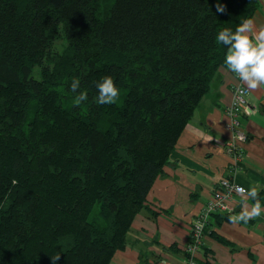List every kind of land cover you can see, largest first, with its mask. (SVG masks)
<instances>
[{"label":"trees","instance_id":"obj_1","mask_svg":"<svg viewBox=\"0 0 264 264\" xmlns=\"http://www.w3.org/2000/svg\"><path fill=\"white\" fill-rule=\"evenodd\" d=\"M259 5L0 0V264H110L223 66L216 36Z\"/></svg>","mask_w":264,"mask_h":264},{"label":"crops","instance_id":"obj_2","mask_svg":"<svg viewBox=\"0 0 264 264\" xmlns=\"http://www.w3.org/2000/svg\"><path fill=\"white\" fill-rule=\"evenodd\" d=\"M251 19L257 30L264 27V0ZM236 81L224 65L219 68L150 189L145 207L134 218L126 246L114 253L110 264H183L193 219L222 178L246 189L260 186L264 207V89L250 90L248 111L241 116L248 138L242 156L236 158L225 149L233 137L227 107ZM236 169L242 171L237 174ZM231 204L228 215L211 217L197 253L199 264H264V213L234 225L228 217L241 211L240 197L236 195Z\"/></svg>","mask_w":264,"mask_h":264},{"label":"clouds","instance_id":"obj_3","mask_svg":"<svg viewBox=\"0 0 264 264\" xmlns=\"http://www.w3.org/2000/svg\"><path fill=\"white\" fill-rule=\"evenodd\" d=\"M217 10L219 12L225 11L223 6H218ZM216 41L227 48L223 59L225 69L234 74L248 90L264 89V27L257 30L253 19H244L235 31L229 28L219 31ZM96 87L99 92L96 98L97 104L111 105L116 102L119 89L111 76L103 77ZM79 89L80 80L73 78L71 91L77 93ZM87 99L85 92H79L74 103L79 106ZM241 171V169H236L237 174ZM232 189L240 197L241 211L237 215L228 217L230 223L234 225L241 222L247 224L250 220L259 218L264 213V207H262L259 199L260 186H252L246 189L239 185H233ZM249 200L252 201L251 204ZM58 259L59 255L53 259V264ZM161 264H166V261H161Z\"/></svg>","mask_w":264,"mask_h":264},{"label":"built area","instance_id":"obj_4","mask_svg":"<svg viewBox=\"0 0 264 264\" xmlns=\"http://www.w3.org/2000/svg\"><path fill=\"white\" fill-rule=\"evenodd\" d=\"M232 92L233 98L231 104L227 107V115L229 117V126L232 130L233 137L230 141L226 142L225 149L234 157L240 158L244 150L243 143L248 138V134L241 121V116L248 111V96L250 90L237 79L233 84ZM233 185L244 187L231 178H222L214 188L212 195L207 200L204 207L193 219L190 238L185 247L187 256L183 264H199L197 253L204 244L206 236L205 228L212 214L215 212H228L233 209L231 201L237 195L232 189Z\"/></svg>","mask_w":264,"mask_h":264}]
</instances>
